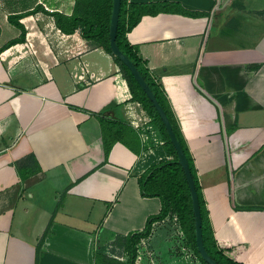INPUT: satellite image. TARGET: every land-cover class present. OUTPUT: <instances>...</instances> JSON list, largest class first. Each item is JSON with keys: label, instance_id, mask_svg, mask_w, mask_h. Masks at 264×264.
I'll return each mask as SVG.
<instances>
[{"label": "crops", "instance_id": "1", "mask_svg": "<svg viewBox=\"0 0 264 264\" xmlns=\"http://www.w3.org/2000/svg\"><path fill=\"white\" fill-rule=\"evenodd\" d=\"M76 2L0 0V49L15 42L0 52V264H97L95 251L126 262L125 237L160 209L141 194L140 138L104 151L99 118L150 116L110 54L57 27ZM128 2L161 8L127 41L174 115L212 230L243 264H264V0ZM228 160L232 200L249 209L231 203Z\"/></svg>", "mask_w": 264, "mask_h": 264}, {"label": "trees", "instance_id": "2", "mask_svg": "<svg viewBox=\"0 0 264 264\" xmlns=\"http://www.w3.org/2000/svg\"><path fill=\"white\" fill-rule=\"evenodd\" d=\"M149 5V3L133 4L128 2V0H120L116 29V43L119 49L136 65L137 69L151 87L157 101L165 110L172 124L173 130L183 147L189 162V168L195 183V188L198 193L202 238L206 251L219 264H243L242 261L235 256V249L233 248V245L221 242L212 230L205 203L202 198L201 188L194 168L193 160L185 144L181 131L175 121L174 115L171 112L158 84L147 75V72L143 67L142 60L137 54L136 48H134L127 41V33L138 23L142 15L146 13L156 14L161 9L152 8L148 10ZM111 7L112 0H77L73 13L68 17L55 14V22L57 27L67 34L73 33L75 29L79 28L80 34L84 39L93 41V44L102 47L105 52L112 56L114 62L118 65L123 77L126 80L131 94V99L139 102L142 108L150 116L152 125L158 130V132L161 133L165 140L164 151L171 155L172 158L170 160L157 162L153 157H150L147 161L148 165L146 170L138 176L141 194L148 197H158L160 201V209L157 214L147 218L143 229L130 232L125 237L126 251L128 255L126 262L116 263L114 262L116 260L108 258L103 255L101 251H95L96 263L134 264L137 256V245L142 239L150 235L153 223L163 220L168 215L175 214L180 228L188 239L189 244H191L194 253L202 264H208L201 258L196 249L194 238V219L189 188L182 167L177 162L175 150L169 140L162 121L145 92L133 78L129 69L118 59V57L111 53L108 38ZM14 23L19 25L17 20H14ZM23 38L24 32L20 40ZM13 43L15 42L13 41L6 44L5 47L0 49V52ZM99 124L105 153L109 151L111 145L116 141L123 143L130 150L135 151L133 144L139 147V136L130 124L105 118H99ZM158 153H161V151L158 150L157 154ZM226 168L228 173L229 197L232 205L236 209H249L239 208V206L234 204L231 196L233 169L230 166L229 160L227 161ZM250 209L257 210L260 208L254 207Z\"/></svg>", "mask_w": 264, "mask_h": 264}, {"label": "water", "instance_id": "3", "mask_svg": "<svg viewBox=\"0 0 264 264\" xmlns=\"http://www.w3.org/2000/svg\"><path fill=\"white\" fill-rule=\"evenodd\" d=\"M120 7V0H112V7L110 12V19H109V26H108V38H109V45L111 53L118 57V59L129 69L130 73L132 74L133 78L136 80L138 85L141 89L145 92L148 99L151 101L154 109L156 110L157 114L159 115L162 124L165 128V131L169 137V140L175 150L177 156V162L182 167L189 192L192 204V212H193V219H194V238L196 249L201 256V258L208 264H219L216 262L206 251L203 245V238H202V228H201V214H200V206L198 202V193L195 188V183L189 168V162L183 150V147L178 140L175 131L173 130L172 124L163 109V107L159 104L156 99L155 94L153 93L151 87L146 82L140 71L137 69L136 65L119 49L116 43V29L118 23V13Z\"/></svg>", "mask_w": 264, "mask_h": 264}, {"label": "rangeland", "instance_id": "4", "mask_svg": "<svg viewBox=\"0 0 264 264\" xmlns=\"http://www.w3.org/2000/svg\"><path fill=\"white\" fill-rule=\"evenodd\" d=\"M49 199L51 198H46V205L50 207L51 211H56L60 205L58 204L59 199L52 203L49 202ZM153 228L151 239H142L137 245L136 258L138 257L139 263L202 264L181 230L175 214L157 221Z\"/></svg>", "mask_w": 264, "mask_h": 264}, {"label": "built area", "instance_id": "5", "mask_svg": "<svg viewBox=\"0 0 264 264\" xmlns=\"http://www.w3.org/2000/svg\"><path fill=\"white\" fill-rule=\"evenodd\" d=\"M145 126L141 124H134V129L138 132L143 151L141 152L137 163H146L150 157L155 161L170 160L171 155L164 151L165 140L161 138L158 130L152 125L151 119L146 121ZM161 153L157 154V151Z\"/></svg>", "mask_w": 264, "mask_h": 264}]
</instances>
